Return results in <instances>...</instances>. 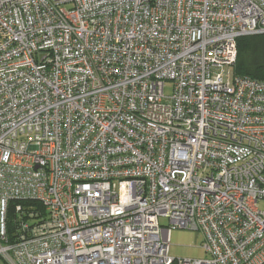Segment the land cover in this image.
<instances>
[{"label":"built area","instance_id":"obj_1","mask_svg":"<svg viewBox=\"0 0 264 264\" xmlns=\"http://www.w3.org/2000/svg\"><path fill=\"white\" fill-rule=\"evenodd\" d=\"M258 34L264 0H0V264H264Z\"/></svg>","mask_w":264,"mask_h":264},{"label":"trees","instance_id":"obj_2","mask_svg":"<svg viewBox=\"0 0 264 264\" xmlns=\"http://www.w3.org/2000/svg\"><path fill=\"white\" fill-rule=\"evenodd\" d=\"M237 47L235 73L264 80V34L242 36Z\"/></svg>","mask_w":264,"mask_h":264},{"label":"rangeland","instance_id":"obj_3","mask_svg":"<svg viewBox=\"0 0 264 264\" xmlns=\"http://www.w3.org/2000/svg\"><path fill=\"white\" fill-rule=\"evenodd\" d=\"M172 91V84L168 83L166 95H171ZM160 223L167 226L169 221L167 218H160ZM170 242V255L174 258L202 259L208 255L203 248L205 238L201 231L187 229L172 230Z\"/></svg>","mask_w":264,"mask_h":264}]
</instances>
